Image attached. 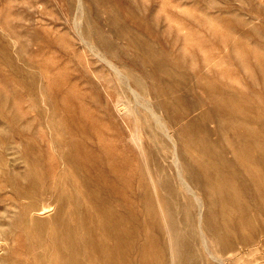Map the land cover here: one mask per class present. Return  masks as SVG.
Returning <instances> with one entry per match:
<instances>
[{
  "label": "rangeland",
  "instance_id": "rangeland-1",
  "mask_svg": "<svg viewBox=\"0 0 264 264\" xmlns=\"http://www.w3.org/2000/svg\"><path fill=\"white\" fill-rule=\"evenodd\" d=\"M150 52L164 56L172 72L155 75L143 59ZM211 84L236 97L243 120L258 114L264 124V0H0V223L10 231L0 240V264L27 261L35 236L28 237L26 227L35 233L31 219L37 217L52 228L57 212L56 204L42 213L49 201L40 199L41 210L25 220L21 205L30 200H19L11 184L86 181L112 183L106 186L116 191L119 208H130L146 226L149 243L143 233L141 241L153 254L165 251L151 264H177V236L188 241L198 264H214L202 232L224 264H264V176H254L259 169L264 172V163L236 165L234 157L261 151L236 143L237 134L248 136L260 125L243 124L219 137L217 123L228 126V120L205 122L208 140L221 138L226 157L250 188L249 195L238 192L246 212H232L221 201L223 213L220 203H209L206 190L198 186L196 191L181 163L175 166L174 144L151 114L176 143L181 126L205 109H220L223 95L217 101ZM232 145L239 154L228 149ZM185 182L205 197L203 211L213 210L206 231L199 227L195 205L194 227L182 224L181 212L191 199L183 195ZM165 184L178 192L172 221ZM222 222L238 238L255 236L247 246L220 250L214 234Z\"/></svg>",
  "mask_w": 264,
  "mask_h": 264
},
{
  "label": "bare ground",
  "instance_id": "bare-ground-1",
  "mask_svg": "<svg viewBox=\"0 0 264 264\" xmlns=\"http://www.w3.org/2000/svg\"><path fill=\"white\" fill-rule=\"evenodd\" d=\"M150 53V55H145L143 59L152 67L155 75L159 73L165 74L166 71V74L172 72V67L166 64L164 56H155L154 53ZM208 89L217 101H219V94L223 95L220 101V109H205L200 116L189 120L187 124L181 126L177 131L176 143L174 138L169 136L166 127L161 124L157 114L154 111L151 114L155 118L159 129L164 130L163 135L174 144V158L172 159L175 166L177 167L181 163L184 173L189 181L193 183L192 185L196 188V191L198 186L202 190H206L209 203L211 205L220 203L222 206L218 207L223 213L227 210L221 201L229 203L232 212L244 213L246 212V207L239 200L238 192L242 190L244 195H249L250 188L247 184H243L241 171L239 169L234 170V162L226 157V150L222 146L221 138L215 143L208 140L209 131L205 122L219 117L228 120V126L217 123L215 133L219 137L224 135L225 131L229 129L234 132L238 131V127L243 124L260 125V129L252 130L248 136L241 133L236 136L238 146L241 144L257 145L261 149L258 154L245 150L241 155L239 150L233 145L228 148L241 157L238 159L234 156L235 161H238L236 165L238 163L240 165L242 161L256 164L264 163V124L261 123V118L258 114L246 115L243 120L236 110L234 102L236 97L232 93L222 92L215 84L209 85ZM162 104L163 107L169 106L167 101H163ZM234 122L237 124L234 125ZM256 133L259 136L253 138ZM69 155L72 163L75 164L74 167L78 166V160L73 158L71 154ZM194 165H197L198 168ZM254 169L253 166V172L250 171V174L255 173ZM259 170L258 173L256 171L258 175L254 174V176H259L260 178L264 176V172H260L262 169ZM179 178L184 182L180 176ZM214 181L218 182L216 184L217 187L210 184ZM227 181L237 182L240 185L237 187L226 183ZM260 182L256 180L253 183L260 184ZM89 183L90 181H86V184H36L34 182L26 185L11 184L14 194L19 200H30L29 203L21 205L25 220L30 212L41 210L38 207L40 199L49 201L46 207H42V213L50 211L56 204L57 212L53 216L52 228L48 227L46 220H41L37 217L31 219L35 225V233L28 226L26 227V233L31 238L34 235L35 240L33 249H29L30 255H28L27 261L14 259L9 261L8 264H151L155 256L160 258L161 255H165V251L162 248L156 251L155 254L151 253L147 247L148 244L141 241L143 233L144 238L149 243L148 230H146L145 225L139 222L137 215L130 208H119L121 200L114 196L116 191L114 188L106 186L112 183L108 181H105V184ZM190 185L186 184V182L181 184L184 197L189 196L191 198L181 212L184 213L185 218L182 224L186 225L189 230L194 227L195 217L191 209L195 205L197 208L199 207L197 216L199 227L206 231L205 225L209 228L213 210L208 208L203 211V207L206 206L205 197L197 196L192 188L193 186L191 185V187ZM261 185L264 186V184ZM164 188L166 193L164 202L172 221L174 219L172 208L177 206L178 192L168 184H165ZM144 194L145 192H143L142 198H144ZM146 197L147 195H145ZM147 201L149 202L148 199ZM147 212L149 215L151 214L150 206L147 208ZM22 225L26 226V224ZM155 225L157 227V224ZM1 227L0 223V240H2V237L5 238L10 232L2 230ZM253 235L255 236V232L251 236L242 235L238 238L236 233L231 234V232H228L227 225L222 222L221 228H218L217 231L215 230L214 242L220 250L229 249V251H234L238 244L247 246ZM176 239L178 248H175L173 258L175 257L177 264H198L195 257H192L188 241L178 236ZM206 240L202 232V244L207 251L209 259L214 264H224V259L221 260L212 252Z\"/></svg>",
  "mask_w": 264,
  "mask_h": 264
}]
</instances>
